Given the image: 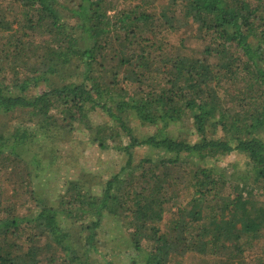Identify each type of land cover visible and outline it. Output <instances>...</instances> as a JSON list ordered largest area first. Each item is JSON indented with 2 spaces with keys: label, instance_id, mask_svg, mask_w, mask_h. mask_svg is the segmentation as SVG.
Masks as SVG:
<instances>
[{
  "label": "trees",
  "instance_id": "1",
  "mask_svg": "<svg viewBox=\"0 0 264 264\" xmlns=\"http://www.w3.org/2000/svg\"><path fill=\"white\" fill-rule=\"evenodd\" d=\"M4 1L0 116L43 124L0 132L15 193L0 181V264H96L106 219L133 244L126 264H264V0ZM90 112L116 123L100 146L128 160L100 194L68 181L55 204L32 186L43 161L27 145L59 121L94 129ZM128 114L154 132L139 137ZM138 148L150 154L132 167ZM233 153L250 165L240 182L213 162Z\"/></svg>",
  "mask_w": 264,
  "mask_h": 264
},
{
  "label": "rangeland",
  "instance_id": "2",
  "mask_svg": "<svg viewBox=\"0 0 264 264\" xmlns=\"http://www.w3.org/2000/svg\"><path fill=\"white\" fill-rule=\"evenodd\" d=\"M111 1L115 5L121 2V0ZM3 2L5 1L0 0V3ZM193 45H198V43H193ZM41 89L43 86L38 85L32 88L31 92L37 93ZM58 115L61 118V115ZM89 118L94 123L92 130L87 129L84 125L80 127L77 123L74 124L73 128L67 130L68 121H64V123L59 121L58 125L51 128L52 130L50 129V132L40 133L41 142L27 145L29 153L26 151L27 153L24 154L26 159L30 160L34 154H37L38 159L43 161L39 169L32 167L40 173L38 177L33 174L32 186L46 200L57 204L64 197L65 183L68 181L79 183L83 189L100 194L103 183L120 173L123 166L126 165L128 155L114 148L116 147L115 141L109 140L107 148L100 146V141L111 136L108 130H102V126L116 125V123L111 122L102 112H90ZM128 122L130 126L135 128L139 137H145L155 130L152 126L142 124L133 114H128ZM190 122L185 120L181 126L177 127V130L183 128V132L188 134L191 142H197L199 137L195 130L190 127ZM22 124L36 129V125L39 124L40 127L43 122L40 118L33 117L28 109H21L16 113L0 116V132L3 136H9L13 129ZM113 134L115 135V133ZM93 138H97L99 141L93 142ZM118 140L122 143L127 142V139L124 138H118ZM134 154L135 162L132 167L138 166L140 159L149 156L150 151L146 148H138L135 149ZM213 162L218 164L220 169L229 165L228 163H233L235 167L230 169L229 173L235 171L234 177L238 182H240L241 175L250 168L247 159L235 153ZM0 181L10 182V175L3 177L0 175ZM5 188L6 197L13 199L14 187L8 186L6 183ZM233 191L234 188L229 187L227 193H233ZM67 197L69 196L67 195ZM76 221H79V224L76 225L74 223ZM84 221L85 219L79 217L74 219L71 230L78 231L76 233L78 234L82 226L81 223ZM99 235L102 240L101 245H99V253L92 255L96 264H126L128 259L124 253L129 245H131L132 250L133 244L128 243L127 232L123 225L113 219H106L100 228ZM75 246L79 251V243H76ZM196 259L198 258L191 257L186 261V264H191Z\"/></svg>",
  "mask_w": 264,
  "mask_h": 264
}]
</instances>
